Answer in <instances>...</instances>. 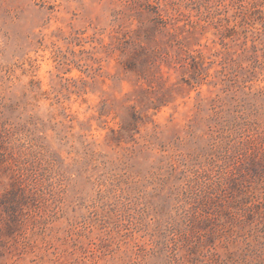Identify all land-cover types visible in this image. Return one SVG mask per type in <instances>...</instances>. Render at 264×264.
<instances>
[{"label":"rangeland","instance_id":"1","mask_svg":"<svg viewBox=\"0 0 264 264\" xmlns=\"http://www.w3.org/2000/svg\"><path fill=\"white\" fill-rule=\"evenodd\" d=\"M0 264H264V0H0Z\"/></svg>","mask_w":264,"mask_h":264}]
</instances>
